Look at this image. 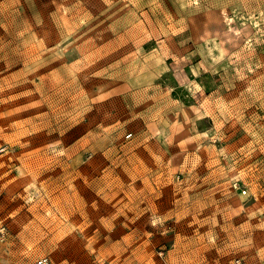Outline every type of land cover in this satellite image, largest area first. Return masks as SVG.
<instances>
[{
    "label": "rangeland",
    "instance_id": "1",
    "mask_svg": "<svg viewBox=\"0 0 264 264\" xmlns=\"http://www.w3.org/2000/svg\"><path fill=\"white\" fill-rule=\"evenodd\" d=\"M264 264V0H0V264Z\"/></svg>",
    "mask_w": 264,
    "mask_h": 264
},
{
    "label": "built area",
    "instance_id": "2",
    "mask_svg": "<svg viewBox=\"0 0 264 264\" xmlns=\"http://www.w3.org/2000/svg\"><path fill=\"white\" fill-rule=\"evenodd\" d=\"M38 264H47V261L45 259L39 260Z\"/></svg>",
    "mask_w": 264,
    "mask_h": 264
}]
</instances>
